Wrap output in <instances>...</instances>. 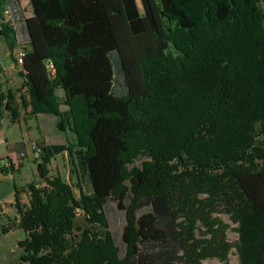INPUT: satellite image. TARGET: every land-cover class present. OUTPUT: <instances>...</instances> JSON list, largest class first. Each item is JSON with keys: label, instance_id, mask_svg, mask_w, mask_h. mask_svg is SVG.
I'll list each match as a JSON object with an SVG mask.
<instances>
[{"label": "trees", "instance_id": "16d2710c", "mask_svg": "<svg viewBox=\"0 0 264 264\" xmlns=\"http://www.w3.org/2000/svg\"><path fill=\"white\" fill-rule=\"evenodd\" d=\"M139 2L30 0L24 20L17 0H0V37L21 79L4 90L0 65V109L12 122L21 111L53 116L73 136L40 145L37 181L14 183L18 264L225 261L232 245L216 213L238 225V264H264V0ZM73 150L88 194L79 174L76 196L49 173ZM107 203L124 215L122 249L91 231L108 229ZM79 213L90 229L75 227Z\"/></svg>", "mask_w": 264, "mask_h": 264}, {"label": "crops", "instance_id": "0c3cea01", "mask_svg": "<svg viewBox=\"0 0 264 264\" xmlns=\"http://www.w3.org/2000/svg\"><path fill=\"white\" fill-rule=\"evenodd\" d=\"M17 2L23 11L24 20L30 18L33 15L30 0H17ZM21 47L22 46L15 42L13 49L14 57ZM0 65L4 71L2 78L5 83L4 90L6 88L11 90L18 89L21 85V79L18 78L17 67L12 63L8 46L2 37H0ZM19 81L20 85L18 84ZM22 116L23 111L19 113V119L12 122L9 113L0 109V133H2L4 137V143L0 145V158L7 157L13 162L15 169L14 174L16 173L20 180L17 184L18 187H23L37 181L36 164L40 161V158L35 154L33 147L40 145L66 144L67 140H69L70 143L73 141V136L69 132L61 134L56 131V118L53 116L39 114L26 121ZM25 137L28 143H25ZM77 154V150H73L72 156L64 152L56 156L52 161L56 162L59 158H67L70 164H73L74 161L77 162V170L70 168L71 173L76 177L79 171ZM7 174L14 179V174L5 173L0 170V183L1 180L4 179L3 176ZM14 199L13 181L11 196L7 198L0 194V218L2 220H5V218L9 219V217L12 216V218L17 221L18 213L14 207ZM21 204H27V196L25 193L21 194ZM13 233L17 234V239L21 237L19 241L24 238V233L19 229H16ZM14 239H16V237H14Z\"/></svg>", "mask_w": 264, "mask_h": 264}, {"label": "rangeland", "instance_id": "374dc122", "mask_svg": "<svg viewBox=\"0 0 264 264\" xmlns=\"http://www.w3.org/2000/svg\"><path fill=\"white\" fill-rule=\"evenodd\" d=\"M138 5L141 9V4L139 0H137ZM264 7V5H263ZM21 35V36H20ZM18 36V44L23 46L24 38H23V33H21ZM5 65V64H4ZM7 72V69H6ZM19 78V77H18ZM20 79V78H19ZM20 85V81L18 83ZM64 109V107H61ZM57 131V130H56ZM25 143H28L27 138H24ZM77 162L74 161L73 164L68 163L67 158H59L58 161L53 162L51 160L50 164L48 165V170L50 175H60L64 180L69 182L72 186H74V191L75 195L78 196L79 192L76 188V183L77 178L71 173L70 168L76 169L77 170ZM9 173V172H6ZM79 177H80V182L79 184L82 186L84 193H89L90 192V187L88 186V183H86V179L82 178V173L78 171ZM78 176V175H77ZM4 179L1 180L0 183V194L3 197L9 198L12 194L13 190V181L18 184L20 181L17 177V174L15 173L13 175V178L7 175L3 176ZM40 184V183H38ZM104 213L107 219L108 223V229H105L99 225H94L91 231L98 233L99 235H103L106 231H109L111 235L113 236L114 242L117 245L119 249H122V244H121V231L122 227L124 225V215L122 212H119L116 210L115 206L112 203H107L105 208H104ZM8 216V215H5ZM213 218L218 219L222 224L227 225L228 228L226 230V240L228 243L232 245V248L230 249L227 258L225 261H221L217 258H212V259H206L202 261V264H238V253L234 247L235 243L238 242V233L236 232V229L238 227L237 224H234L228 215L223 214V213H216L212 215ZM16 223V220L12 218V216L9 217V219L5 220L0 218V229L2 227H13L12 229L8 231V233L2 235L0 234V264H18V259L21 254V250L17 247V244L19 242V237L17 239V234H14L13 232L16 231V228L14 227V224ZM75 227L79 229H84V228H89L85 224L84 217L81 213L76 215V220H75ZM90 229V228H89ZM204 229L199 227V231H203ZM197 231L196 236L200 237L202 234L201 232ZM78 231H74V234L76 237H78L80 234ZM16 237V239H14Z\"/></svg>", "mask_w": 264, "mask_h": 264}, {"label": "built area", "instance_id": "2783aa9c", "mask_svg": "<svg viewBox=\"0 0 264 264\" xmlns=\"http://www.w3.org/2000/svg\"><path fill=\"white\" fill-rule=\"evenodd\" d=\"M3 18H4L5 23H7L10 27H13L16 30L22 23V19L19 16V14H17V12H15L9 7L4 9ZM24 53H25V50L23 47H21L20 50L16 53L15 59H17V61L20 62L22 57L24 56ZM3 143H4V137H3V134L0 133V145ZM33 150L35 151V154L39 157L40 146L33 147ZM0 169L8 171L11 174H12V171L15 170L13 162L7 157L0 158Z\"/></svg>", "mask_w": 264, "mask_h": 264}]
</instances>
